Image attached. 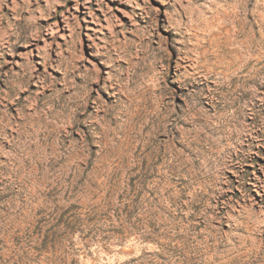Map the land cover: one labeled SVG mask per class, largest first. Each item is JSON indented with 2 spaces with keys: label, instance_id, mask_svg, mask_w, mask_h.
<instances>
[{
  "label": "rangeland",
  "instance_id": "1",
  "mask_svg": "<svg viewBox=\"0 0 264 264\" xmlns=\"http://www.w3.org/2000/svg\"><path fill=\"white\" fill-rule=\"evenodd\" d=\"M41 79L106 119L0 133V264H264V0H0V119Z\"/></svg>",
  "mask_w": 264,
  "mask_h": 264
},
{
  "label": "bare ground",
  "instance_id": "2",
  "mask_svg": "<svg viewBox=\"0 0 264 264\" xmlns=\"http://www.w3.org/2000/svg\"><path fill=\"white\" fill-rule=\"evenodd\" d=\"M235 13V11H234ZM233 14V13H232ZM238 14V13H236ZM231 16V15H230ZM229 17V16H228ZM236 17V15H235ZM234 18V17H233ZM238 19V18H237ZM238 21V20H237ZM242 23V21H241ZM240 24V23H239ZM244 25V24H243ZM243 27V26H242ZM223 28V27H222ZM235 30V29H234ZM243 30V28H242ZM243 32V31H242ZM222 34V33H221ZM223 35V34H222ZM232 36V34H231ZM225 37V36H224ZM229 37V36H228ZM28 39V38H27ZM233 39V38H232ZM226 41V40H225ZM240 42H242V40H240ZM224 43V42H223ZM230 43V42H229ZM244 43V42H243ZM227 44V43H226ZM242 45V44H241ZM244 46V45H243ZM242 46V47H243ZM238 47V46H237ZM236 48V47H235ZM240 48V46H239ZM77 49V48H76ZM159 49V48H158ZM75 51V50H74ZM233 51V50H231ZM229 52V51H228ZM240 52V51H239ZM244 52V51H243ZM241 55V54H240ZM229 56V55H228ZM78 56L77 55H73L72 56V61L74 63H76ZM226 58V56H225ZM240 58V57H239ZM156 59V58H155ZM161 59V58H160ZM238 59V56H237ZM226 60V59H225ZM242 61V60H241ZM240 62V61H239ZM244 62V61H243ZM241 62V63H243ZM244 65V64H243ZM73 67V66H71ZM146 67V66H145ZM243 68V67H242ZM74 69V68H72ZM78 70V69H77ZM144 70V69H143ZM152 70V69H151ZM244 70V69H243ZM75 71V70H74ZM74 71L72 70V74H74ZM31 69L29 67L24 68L22 71H20L18 74L16 75H12L11 78L13 79L11 82V89L16 93L17 91H19L20 89H23L24 87L28 86L29 84H31V82L34 80L35 76L32 75L31 73ZM153 73V72H152ZM144 74V73H143ZM154 74V73H153ZM97 73H93L92 71H87L84 72L81 75V79L79 81L78 86H76V91L75 94H71V96L69 98H74L75 101H77L78 105H76V107L79 109L82 108V105H79V101H85V99H89L90 96H92V93H90V87L93 86L94 84V79L97 78ZM37 78V76H36ZM35 78V80H36ZM155 78V75H154ZM47 79V78H46ZM46 79H41V81H37L40 82V84L42 85V89H43V93H42V97L46 98L47 101H45L44 103H40V101H36L34 103V105L31 104L30 100L27 102V99L29 97V95H31L30 91L27 90L26 92H24V96L25 99L22 100V105H21V113H20V118H17L16 114H8L9 116H4L6 114L3 115V117L0 119V133L1 134H5L7 133V127L8 126H13L16 125L18 130H24L26 132V134H28V132H32L33 135H39L41 134V130H44V128L46 129L45 131V135H46V141H48L50 148L51 149H55V137L57 135V133L59 134L58 130H59V124H61V126H68L69 128L73 127V123L79 122L80 126L84 124L85 119H88L92 116H96L98 117V120H100V122L104 123L106 116L104 114V110L102 109V106L99 104L98 101L94 102V107L92 108V110L90 111L89 114L83 113L81 115H78V112H75L74 114L67 112V106L64 104V108L61 109L60 111L57 110V108H61L62 104L67 100V98H65V96H62L61 98L58 99V101L56 102L51 94H47L46 93V88H47V80ZM144 79V78H143ZM152 79V78H151ZM158 79V77H157ZM243 79V77H242ZM40 80V79H39ZM156 81V80H155ZM49 82V81H48ZM158 83V82H157ZM160 84V83H158ZM157 85V84H156ZM155 85V86H156ZM152 86V85H151ZM161 86V85H160ZM39 87V88H41ZM153 87V86H152ZM131 88V87H130ZM150 88V87H148ZM155 88V87H154ZM74 89V88H73ZM74 89V90H75ZM153 89V88H152ZM114 90H116V88H114ZM147 90V89H146ZM163 90V89H162ZM119 91V90H118ZM118 91L116 93H118ZM58 92V91H57ZM152 92V91H151ZM154 92V102L152 103V106L155 107L157 106L158 100H161V98L163 97V91L158 90H153ZM74 93V92H73ZM142 95V94H141ZM60 97V96H59ZM146 97V96H145ZM128 98V97H127ZM152 98V97H151ZM142 99V98H141ZM71 100V99H70ZM140 100V99H139ZM72 101V100H71ZM130 101V100H129ZM152 101V99H151ZM50 104L51 108H46V105ZM141 104V103H140ZM120 105V104H119ZM143 105V104H142ZM147 105V104H146ZM159 105V104H158ZM61 106V107H60ZM125 106V104H124ZM145 106V105H144ZM31 107V108H30ZM151 107V106H149ZM104 108V107H103ZM110 109H113L114 106H110ZM150 109V108H149ZM123 110V109H122ZM145 110V109H144ZM76 111V110H75ZM94 111V113H93ZM117 111V110H116ZM124 111V110H123ZM89 112V109H88ZM153 112V111H152ZM163 112V111H162ZM161 112V113H162ZM102 113V115H100ZM146 113V112H145ZM157 113V112H155ZM153 113V114H155ZM152 114V115H153ZM108 115V114H107ZM162 116V115H161ZM160 116V117H161ZM147 117V116H146ZM155 118V117H154ZM158 119V118H157ZM149 120V119H148ZM152 120V119H151ZM155 121V120H154ZM151 122V121H150ZM152 123V122H151ZM160 123V122H159ZM158 123V124H159ZM65 126V127H66ZM84 126V125H83ZM88 126V125H87ZM67 128V127H66ZM12 133H9V135H11ZM18 136H21V133H18ZM29 137V136H28ZM37 138V137H36ZM26 139V138H25ZM39 140L42 142L43 139ZM31 141V140H30ZM40 142V143H41ZM44 142V140H43ZM0 143H2V139H0ZM26 144V143H25ZM29 144V143H28ZM41 145V144H40ZM43 145V144H42ZM2 221V220H1ZM50 233V232H49ZM52 233V231H51ZM50 233V234H51ZM36 234V233H35ZM64 235V234H63ZM51 236V235H49ZM55 236V235H54ZM118 236V235H117ZM195 236V235H194ZM212 237V236H211ZM236 237V236H235ZM51 238V237H50ZM214 238V237H213ZM237 238V237H236ZM240 238V237H239ZM52 239V238H51ZM215 239V238H214ZM217 240V239H216ZM215 240V241H216ZM121 242V241H120ZM203 242V241H202ZM240 242V241H239ZM201 243V242H200ZM37 244V243H36ZM192 244V243H191ZM207 244V243H206ZM2 247V245H1ZM195 247V245H194ZM34 248V247H33ZM199 249V248H198ZM33 250V249H32ZM55 250V249H54ZM190 250V248H189ZM196 250V249H195ZM194 251V250H193ZM198 251V250H197ZM162 252V251H161ZM199 252V251H198ZM55 253V252H54ZM175 253V252H174ZM203 253V252H202ZM189 254V253H188ZM195 254V253H194ZM155 255V254H154ZM150 256V255H149ZM153 256V255H152ZM166 256V255H165ZM142 258H145L142 257ZM167 258V257H166ZM189 258V257H188ZM146 259V258H145ZM176 259V258H175ZM182 259V258H181ZM184 259V258H183ZM152 260V259H151ZM164 260V259H163ZM141 261V259L139 260ZM173 261V260H172ZM179 261V259H178ZM196 261V260H195ZM210 261H212L210 259ZM64 262V261H63ZM149 262V261H148ZM174 262V261H173ZM187 262V261H186ZM57 263V262H56ZM150 263V262H149ZM152 263V262H151ZM150 263V264H151ZM160 263V262H159ZM166 263V262H165ZM175 263V262H174ZM183 263V262H182ZM194 263V262H193ZM141 264V263H138ZM143 264H148L147 261H144ZM157 264V263H156Z\"/></svg>",
  "mask_w": 264,
  "mask_h": 264
}]
</instances>
